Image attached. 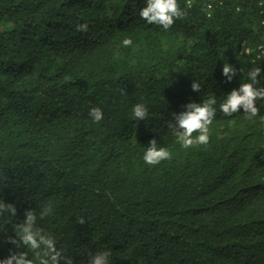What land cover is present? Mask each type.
<instances>
[{"label": "trees", "instance_id": "trees-1", "mask_svg": "<svg viewBox=\"0 0 264 264\" xmlns=\"http://www.w3.org/2000/svg\"><path fill=\"white\" fill-rule=\"evenodd\" d=\"M178 2L165 29L146 0H0V261L28 251L32 212L74 264H264V101L219 107L255 67L264 87V4ZM210 99L209 142L183 148L180 117ZM153 147L169 157L147 164Z\"/></svg>", "mask_w": 264, "mask_h": 264}, {"label": "clouds", "instance_id": "clouds-1", "mask_svg": "<svg viewBox=\"0 0 264 264\" xmlns=\"http://www.w3.org/2000/svg\"><path fill=\"white\" fill-rule=\"evenodd\" d=\"M260 3L264 4V0H260ZM184 14L178 0H146V6L139 11L140 18L145 19L147 23L156 22L159 25H163L165 29H168L177 18H181ZM87 28L88 25L86 23L77 25V30L79 31H86ZM123 43L125 45L130 44L131 40L125 39ZM231 70V66L226 63L223 68L224 73L228 74ZM260 72L261 68L255 67L251 72V82L243 83L239 90L233 91L227 97L226 102L219 106L223 113H235L243 106L245 110H249L251 113L247 117L249 120L258 114L259 109L256 106V101L258 99L264 101V87L257 88L254 85L257 83V74ZM193 87L196 88L197 85L194 84ZM215 103L214 99H210L202 105L191 104L189 107L192 110L180 117V126L185 129L179 137V143L183 148L187 149L193 145H206L209 142V126L213 123L211 118L214 115L215 109L213 105ZM132 111L137 118H142L146 115V109L142 104H137ZM90 114L96 122L103 118V112L99 107L92 108ZM198 130L202 131L198 132ZM193 133L197 134L193 136ZM169 155L168 151L164 149L156 150L153 147L145 151L143 160L149 165H155L169 157ZM5 207L3 201H0V209ZM7 207L10 209L11 215L14 216L16 214L15 207L11 205ZM35 222V215L29 212L26 226L19 225L15 228L16 233L29 246L28 251L19 256H11L5 261H0V264H13V261L16 264H60L62 252L64 253L63 259L66 264H74L71 255L67 254L64 249H57L53 238L41 235L39 231H34ZM33 251H35L34 258L28 259V255ZM86 255L88 256L87 264H112L110 249L96 250L94 254L88 251Z\"/></svg>", "mask_w": 264, "mask_h": 264}]
</instances>
